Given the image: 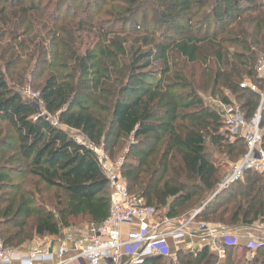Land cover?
Returning <instances> with one entry per match:
<instances>
[{
	"label": "trees",
	"instance_id": "trees-1",
	"mask_svg": "<svg viewBox=\"0 0 264 264\" xmlns=\"http://www.w3.org/2000/svg\"><path fill=\"white\" fill-rule=\"evenodd\" d=\"M42 1L0 0V123L10 131L0 129L4 246L23 250L78 223L106 220L111 191L98 147L121 159L129 193L160 217L199 209L196 223H264V171H245L218 191L228 172L213 155L237 161L246 141L231 140L226 116L199 94L228 90L243 119L259 112L264 127L261 95L240 87L255 84L256 64L264 69V0H71L81 13L69 0ZM172 53L198 67L197 75L173 72ZM261 140L264 149V133ZM223 249L226 264H236L239 250L254 253L246 264H264V243ZM215 259L209 247L181 248L174 259L141 264Z\"/></svg>",
	"mask_w": 264,
	"mask_h": 264
},
{
	"label": "built area",
	"instance_id": "built-area-1",
	"mask_svg": "<svg viewBox=\"0 0 264 264\" xmlns=\"http://www.w3.org/2000/svg\"><path fill=\"white\" fill-rule=\"evenodd\" d=\"M226 118L231 132L239 128L244 131L246 153L234 164L223 182L224 188L241 179L245 171H264L259 112L249 122H245L239 112L229 111ZM94 152L111 191L106 220L98 227L89 225L76 237L64 236V242L54 252L42 246L11 250L4 246L0 234V264H141L150 256L169 258L173 248L194 251L203 247L225 257L223 246L240 242L239 236L227 232L226 228L221 230L204 222L196 223L198 210L176 220L160 217L143 198L129 193L120 173L121 159L111 160L102 147L94 148ZM244 239L250 248L259 241L264 242L251 235ZM69 253L72 255L66 257Z\"/></svg>",
	"mask_w": 264,
	"mask_h": 264
},
{
	"label": "rangeland",
	"instance_id": "rangeland-1",
	"mask_svg": "<svg viewBox=\"0 0 264 264\" xmlns=\"http://www.w3.org/2000/svg\"><path fill=\"white\" fill-rule=\"evenodd\" d=\"M53 5L56 2V0H51ZM45 2V0L42 1V4ZM67 3H71V5H73V7L77 10V12H82L84 9H80L79 5L77 3H75L74 1L69 0ZM74 9V10H75ZM66 13L64 12V9L61 11V16H65ZM146 16L148 15L147 13L145 14ZM140 24V21H139ZM141 25V24H140ZM204 52L206 53H210L211 50L210 48H206L204 47ZM234 53V49L230 48L229 49V53ZM172 62L173 64H175V66H172L173 68V72H177V71H181L183 70L188 76L190 73H193L194 75H197L198 73V67H195L193 64H189L187 63V61L182 60L177 54L172 53ZM195 79L197 80V84L200 82V78L196 77ZM255 84H257V86L249 81H244L242 82V84H240L241 89L243 88H248L253 92H259V94L261 95V104L259 107V110L262 111V106L264 105V69H263V65L256 64V78H255ZM258 82H260V84H258ZM252 87H254L255 89L252 90ZM207 92H200V96L202 98V100L204 101L205 104L210 105L215 107L217 110H219L224 116H227L229 111L232 112H240V102L237 101L232 95L231 93L226 90V89H217L214 90L211 93ZM23 96L25 98L29 97L32 100H35L38 98L37 94L33 92V90H29V89H25L23 90ZM223 99H226L230 102L229 105H225L223 103ZM35 105L37 106V108L39 110H41V107L39 105V103H35ZM225 122L227 123V118H225ZM247 122V121H245ZM261 124V120H259V126H258V130H259V134L262 135L264 133V127L260 126ZM229 125H226V129L228 132H230V136H231V140H233V137L235 136H240L242 137L243 134V130L242 129H237L235 132H231L230 128L228 127ZM0 129L4 132L8 131V134H10V131L7 129L6 125L0 123ZM262 143V140H261ZM213 157H215L216 159V163L219 165V167L221 169H225L226 168V172L227 173V177L224 180H226L230 173L232 172V168L234 166V164H236L237 162H239L241 160V158L237 161H229V159H227L225 156L220 155V154H214ZM120 159V158H119ZM117 161V160H116ZM223 182L219 185L218 187V191L223 190L224 189V184ZM213 195L209 196L208 200L206 202L203 203V205H205L206 203H208L211 199H212ZM199 211V209H197ZM187 214V215H186ZM184 213L183 215H181V217L183 216H188V213ZM179 217V218H181ZM209 225V227L211 228H220L221 230H223L224 228H226L227 232H230L231 234L237 235L239 236L240 240H242L245 236L251 235V237H253L254 239L257 240H262L264 239V229L262 228V222L260 223H255L252 227H239L237 229H231V228H227L225 225H221V224H217V223H207ZM89 225L86 223H78L77 225L71 227L70 229H66L64 230L61 235L59 237H63V236H67V237H73V236H78L80 235L83 231H85L87 229ZM59 237H46L43 239H39L36 240L32 245H26L25 248H23L24 250H28L30 249L32 246H42V245H47V246H54L57 242ZM244 241V240H242ZM259 243L263 244L264 242H260ZM220 243H218L219 245ZM221 245V244H220ZM213 254L216 255V258L214 263L212 264H226V257H222L220 255H218L215 251H212ZM175 254H176V250L173 248L172 254L169 258L174 259L175 258ZM253 252L250 253L248 252L246 255H244L242 250H239L236 252L235 254V261L236 264H246V261L252 259L253 256ZM175 264V263H174Z\"/></svg>",
	"mask_w": 264,
	"mask_h": 264
},
{
	"label": "crops",
	"instance_id": "crops-1",
	"mask_svg": "<svg viewBox=\"0 0 264 264\" xmlns=\"http://www.w3.org/2000/svg\"><path fill=\"white\" fill-rule=\"evenodd\" d=\"M248 228V227H247ZM245 237H248V236H245ZM242 240H244L245 241V239L243 238ZM242 240H240L239 239V241L240 242H244V241H242ZM64 242V236L62 237H60L59 239H58V242L54 245V246H47V245H42V247H45V248H48V249H50V250H52L53 252L54 251H56V249H57V247L61 244V243H63ZM72 255V253H69L66 257H68V256H71ZM72 264H79L78 262H74V263H72ZM103 264V263H102Z\"/></svg>",
	"mask_w": 264,
	"mask_h": 264
}]
</instances>
